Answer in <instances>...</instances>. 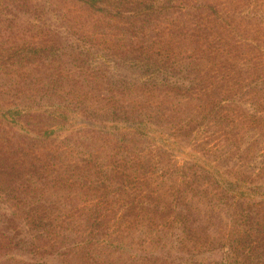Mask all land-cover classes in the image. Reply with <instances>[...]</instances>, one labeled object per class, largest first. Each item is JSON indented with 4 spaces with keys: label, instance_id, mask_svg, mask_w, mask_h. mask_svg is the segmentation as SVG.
I'll list each match as a JSON object with an SVG mask.
<instances>
[{
    "label": "trees",
    "instance_id": "16d2710c",
    "mask_svg": "<svg viewBox=\"0 0 264 264\" xmlns=\"http://www.w3.org/2000/svg\"><path fill=\"white\" fill-rule=\"evenodd\" d=\"M77 1L109 31L113 24L126 37L123 44L89 42L70 28L48 40L0 42V72H45L51 87L69 84L99 106L78 99L73 108L49 110L36 103L20 109L10 107L12 100L0 101V264H264V153L244 156L253 158L251 164L194 156L166 173L161 161L158 167L146 161L144 155L155 149L137 154L122 146L132 138L127 135L154 142L165 135L188 137L201 124L212 135V127L226 134L257 123L264 112L258 102L264 65L231 48H217L226 55L209 54L215 47L202 43L210 28L199 23L201 6L187 8L186 0ZM188 17L197 19L187 22V36L198 54L179 59L155 46L160 32L180 34L176 23ZM66 64L64 73L54 72ZM130 93L158 97L140 106L124 100ZM177 97L197 100L198 116L168 130L163 121L176 115L169 102ZM75 117L94 124L81 128L91 140L107 137L103 164L66 156L54 140L50 123L72 126ZM258 136L264 139L261 131ZM167 177L173 184L163 187ZM140 225L153 227L167 247L124 251L139 242L131 233ZM126 239L130 243H119ZM125 252L127 260H111Z\"/></svg>",
    "mask_w": 264,
    "mask_h": 264
},
{
    "label": "rangeland",
    "instance_id": "374dc122",
    "mask_svg": "<svg viewBox=\"0 0 264 264\" xmlns=\"http://www.w3.org/2000/svg\"><path fill=\"white\" fill-rule=\"evenodd\" d=\"M18 1V0H17ZM0 0V42L17 41V42H36L39 40H48L56 33H66V29L70 28V32L78 34L80 38L89 42H97L99 45L115 47L123 44L126 37L119 35V31L112 24V29H107V24L98 22L96 16H92L90 12H84L80 7L82 4L77 0ZM187 8L191 6H201L199 13L202 16L199 18L201 26L210 28L206 30L207 36L202 40L206 45L208 41H212L215 49L209 51L211 55H226L225 51H218L217 48H231V51L238 52L240 56H250L257 59L260 64L264 65V0H186ZM194 7L190 8V12L195 11ZM18 10V11H15ZM98 14V13H96ZM191 17L177 21L178 31L168 34L160 32L159 37L155 38V46L163 47L167 54L175 55L177 58L187 55H196L198 53L192 51L187 36V22L192 24ZM179 23V24H178ZM213 29V32H212ZM84 37V38H83ZM86 38V39H85ZM217 49V50H216ZM170 50V51H169ZM253 59V60H254ZM68 65L56 66L54 72L66 71ZM88 72L87 70H84ZM45 72H37L28 68H11L8 71L0 72V101L12 100L11 108L28 107L35 108L36 103L44 108L55 106L64 108L69 105L73 108L75 104L82 101L85 106L98 109L99 106L93 102L91 98L84 96L82 90L76 89L69 84H59L51 87L47 83ZM24 84V85H22ZM44 84V90L36 92L37 86ZM47 84V85H45ZM22 85V86H21ZM30 88L28 93H22L19 88ZM89 91V88H87ZM158 97L154 94H134L130 93L124 98L130 104H139L154 102ZM260 111L264 110V95L258 99ZM16 104V106H15ZM175 108V116L163 121L165 129H171L177 124H182L191 118H196L198 115L199 102L195 99H182L177 97L169 102ZM247 105V103H245ZM76 120V121H75ZM74 125H69L65 120H54L50 123V128L53 130V138L60 143L64 149L63 154L69 157L87 156L95 159L100 164H103L104 157L109 151L106 146L103 147V142L107 137L98 134L95 140L82 132L83 126H94L89 120L75 117ZM201 123V121H200ZM73 124V123H72ZM197 125L194 132H186L185 136L180 138H171L168 135L160 138L152 137L149 139L134 140L136 136L127 135L124 138H131L128 142H124L122 146L134 153H146L148 149H155L154 152H149L144 156L149 165H156V161H161V166L167 167L168 172L174 169L175 165H182L185 160L192 157H197L200 162H211L220 156H229L227 162H242L244 156L264 153V142L258 132L264 135V112L255 124L239 125L234 129H226L224 134L219 131V128H210L213 132L211 135L204 129L203 124ZM210 126V125H208ZM76 127V128H74ZM78 128V129H77ZM74 130H79L74 131ZM209 130V129H207ZM209 134V135H207ZM164 138V139H163ZM116 143L119 141L112 137ZM148 140V143L145 141ZM110 142V141H109ZM131 142V143H130ZM251 142V144H249ZM109 144V143H108ZM111 144V143H110ZM129 144V145H128ZM254 144V145H253ZM162 145V146H161ZM110 146V145H108ZM164 147L160 148L159 147ZM167 146V147H165ZM200 152H203L202 155ZM232 157V158H231ZM253 158L244 161V164H251ZM253 161V160H252ZM169 176V175H168ZM167 184H173L170 177L163 178ZM171 181V182H170ZM73 194V193H66ZM80 222L77 216H71V221ZM153 227L140 225L137 231L131 234H137L139 242L130 246H125L129 254H134L130 248L141 249L143 247L147 252H161L164 247H167L168 242L162 244L161 240L157 239V232L153 231ZM119 241V243L128 244L130 241ZM140 243V244H139ZM125 252L121 257L111 256L113 262H122L127 260L129 255ZM98 254V253H97ZM99 255V254H98ZM104 257V256H101ZM106 258V257H105Z\"/></svg>",
    "mask_w": 264,
    "mask_h": 264
}]
</instances>
